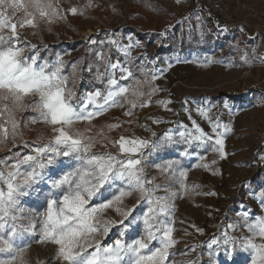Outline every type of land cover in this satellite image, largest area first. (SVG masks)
I'll return each mask as SVG.
<instances>
[{
  "label": "rangeland",
  "instance_id": "1",
  "mask_svg": "<svg viewBox=\"0 0 264 264\" xmlns=\"http://www.w3.org/2000/svg\"><path fill=\"white\" fill-rule=\"evenodd\" d=\"M51 3L57 9L51 23L37 17V28H18V31L21 41L37 46L41 62L46 60L51 65L58 56L62 58V74L68 77L67 88L74 93L72 103H89L88 94L97 90L106 94L112 77L119 85L129 87L125 95L117 98L115 106L107 107L90 121H78L67 128L73 135L82 134L85 142L90 138L94 147L89 155L120 157L119 145L114 142L121 137L150 141L152 132L145 131L140 137L130 132L138 125L143 109H148L155 118L163 117L161 128L164 129L153 142L162 141L166 135L171 137V142L148 157L154 163L145 165V178L161 185L154 196L169 197L172 207L171 216L162 217L174 220L173 236L177 241L169 249L166 264H251V251L237 247L229 259H219L217 252L224 248L225 233L237 239L250 235L243 219L245 212L250 221L264 216L258 199L264 193V167L257 160V154L264 147V128L261 129L264 0H51ZM72 8L77 9V14H72ZM7 15L14 17L15 23L25 14L23 10H8ZM110 40L118 41L119 48L110 44ZM130 43L133 46L129 49ZM30 54L25 51V55ZM117 61L120 67L112 69L109 65ZM121 68L127 69L131 76ZM162 85L170 90L168 98L162 97ZM231 95L244 96L247 103L238 105L236 99L233 105ZM38 99L26 97L24 104L31 105ZM103 102L101 97L92 104ZM5 104L11 112L0 114V137H3V128L8 130L7 138L0 143V169L7 175L13 170L12 164L25 155H35L33 148L49 143L54 133L51 125L39 121L35 107L16 109L11 102L0 101V109ZM201 109L207 110V116L201 115ZM127 112L131 114L126 115ZM10 116L18 124L15 134L9 123ZM33 118H37L36 123H32ZM217 121L231 127L224 135V158L212 147ZM172 126L182 129L188 139L200 135L199 128L213 140L207 145L195 141L189 144L181 135H171ZM185 149L189 155H181ZM169 160L179 162L174 175L156 167ZM24 167L21 165L22 171ZM75 167V160L59 157L54 178H58L61 170L66 172ZM182 170L187 173L186 177L180 176ZM121 186L117 181L115 187L104 192L103 199L118 194ZM38 187L39 195L33 193L21 198L26 217L37 221L36 234L29 238L32 242L23 253V264H62L55 258V245L36 242L40 238L39 214L46 209L48 191L47 185ZM138 200L139 193H134L119 205L122 211L135 209L129 220L140 218L125 232L126 243L144 235L142 217L148 205L143 201L137 204ZM100 202L91 201L92 204ZM122 218L114 209L100 217L101 222ZM122 230L123 226L117 223L107 237L98 234L96 239L102 246L112 245L121 239ZM213 239L220 240L221 246L212 244ZM256 242L261 240L257 238ZM155 247L159 244L153 241L149 248ZM206 256L211 260H206ZM16 264H20L19 259Z\"/></svg>",
  "mask_w": 264,
  "mask_h": 264
},
{
  "label": "snow or ice",
  "instance_id": "2",
  "mask_svg": "<svg viewBox=\"0 0 264 264\" xmlns=\"http://www.w3.org/2000/svg\"><path fill=\"white\" fill-rule=\"evenodd\" d=\"M0 9H3L0 11V101L11 102L16 109L35 107L39 113V121L51 125L54 133L49 143L33 148L35 155H25L22 160L12 164L10 167L13 170L7 175L0 169V264H16L18 259L23 264V253L32 242L29 238L36 234L37 221L26 217L21 198L33 193L39 195V185H47L48 191L45 194L46 209L39 214L40 238L36 242L55 245V258L62 264H166L170 256L169 249L177 241L173 236L174 220L162 217H170L172 207L168 202L169 197L154 196L161 185L145 178V165L154 163L148 157L166 148L171 137L166 135L158 142L121 137L114 142L119 145L120 157L111 154L89 155L90 149L94 147L90 138L89 142H85L82 134L73 135L67 128L78 121H90L107 107L115 106L118 103L117 98L125 95L129 87L119 85L112 77L108 81L106 94L97 90L88 94L89 103L74 105V93L67 88L68 77L62 74V58L58 56L51 65L46 60L41 62L37 46L21 41L18 31V28H37V17L51 23L52 18L57 16V9L51 0H0ZM8 10H23L24 18L14 23V17L7 15ZM70 11L73 15L77 14L75 8ZM109 43L119 48L118 41L110 40ZM132 46L130 43L128 48ZM26 50L31 54L25 55ZM109 66L116 69L120 64L117 61ZM75 70L76 66L73 65V73ZM121 71L131 76L127 69L121 68ZM133 94L142 95L139 92ZM29 96L39 99L31 105H25L24 100ZM101 97L104 101L102 104H92L94 99ZM89 105L92 110H89ZM132 106H136L135 101H132ZM2 112H11V109L5 104L0 109V114ZM200 112L202 116L208 114L204 109ZM125 114L130 115L131 112ZM36 122L37 118H33L32 123ZM9 123L15 134L17 122L10 116ZM221 128L223 131H219ZM2 131L0 143L7 138L8 130L3 128ZM197 131L200 135L191 139L183 132L180 135L189 144L193 140L201 144L213 140V137H206L199 128ZM230 131L229 125H221L218 121L214 125L216 134L212 147L221 158L226 156L224 135ZM145 149L148 151L145 152ZM181 155H189L187 149ZM59 157L75 160L76 167L66 172L61 170L58 178H54L56 173L53 170ZM21 165L25 166L23 171ZM178 166L179 162L176 160L156 165L161 172L173 175ZM180 176L186 177L187 173L182 170ZM117 181L122 183L118 194L104 200V192L115 187ZM181 184L183 186V181ZM134 193L140 195L137 204L143 201L148 205L142 217L144 235L126 243L123 239L125 232L140 218L129 220L135 209L127 208L122 211L119 205ZM94 199L102 202L92 204ZM258 199L264 209V193ZM109 209H114L123 218L101 222L100 217ZM243 219L250 235L237 239L225 233L222 241L225 254L231 258L232 253L239 247L244 251H251V264H264V216H257L250 221L249 214L245 212ZM25 220L26 223L23 222ZM125 221L129 223L125 224ZM117 223L123 226L121 239H117L112 245L102 246L96 236L102 234L107 237L111 227ZM257 238L261 240L260 243L256 242ZM153 241L158 242L159 247L150 249L149 245ZM212 244L220 247L221 241L213 239Z\"/></svg>",
  "mask_w": 264,
  "mask_h": 264
},
{
  "label": "built area",
  "instance_id": "3",
  "mask_svg": "<svg viewBox=\"0 0 264 264\" xmlns=\"http://www.w3.org/2000/svg\"><path fill=\"white\" fill-rule=\"evenodd\" d=\"M161 90L163 92V98H168L167 95L169 94V89H168V86L167 85H162L161 86ZM85 96V95H83ZM143 115L139 117L138 119V125H136L135 127H133L130 132H133L135 134V136L137 135L138 137L142 136L145 131H147L148 134H150L151 132L154 133L155 135H152V139H150L149 142H153L155 141L158 136L160 135L161 131L164 129V128H161V121L163 119V117H156L155 118V115L154 114H150V112H148V109H143ZM139 116V115H138ZM156 122H159L158 124H156ZM141 127V128H139ZM172 132H171V135L172 134H176V135H180V133H182V129L181 131L179 130V127H175V126H172ZM145 138H149V135H146ZM195 142H199V141H196V140H193ZM212 141H206L204 144L207 145L208 143H210ZM264 143V142H263ZM229 250H231V246H229ZM217 257H219V259H222V257H225L226 259H229V257L225 254V249L224 248H221L220 252H217ZM206 260H211L210 257H207L206 256ZM214 261H216V258L214 257L213 258Z\"/></svg>",
  "mask_w": 264,
  "mask_h": 264
},
{
  "label": "crops",
  "instance_id": "4",
  "mask_svg": "<svg viewBox=\"0 0 264 264\" xmlns=\"http://www.w3.org/2000/svg\"><path fill=\"white\" fill-rule=\"evenodd\" d=\"M231 98H234V102H232L233 105H234L236 99H238V101H239V102H237L238 105H240V104L242 105V104L247 103V102H246V97H244V96H242V98H238V97H236V96H234V95H231ZM262 98H263V103H264V97H262ZM241 101H243V102H241ZM244 102H245V103H244ZM211 114H212V113H211ZM263 124H264V119L261 121V129L264 128V127H263ZM198 125H199V124H198ZM201 128L204 129V131H206L204 127H201ZM263 146H264V144H263ZM251 154H253V153H252V152L249 153V155H251ZM258 156H259V157H258ZM257 160H258V163H259L262 167H264V147L261 148V150L259 151V155L257 154Z\"/></svg>",
  "mask_w": 264,
  "mask_h": 264
},
{
  "label": "bare ground",
  "instance_id": "5",
  "mask_svg": "<svg viewBox=\"0 0 264 264\" xmlns=\"http://www.w3.org/2000/svg\"><path fill=\"white\" fill-rule=\"evenodd\" d=\"M139 128H141V127H139Z\"/></svg>",
  "mask_w": 264,
  "mask_h": 264
}]
</instances>
